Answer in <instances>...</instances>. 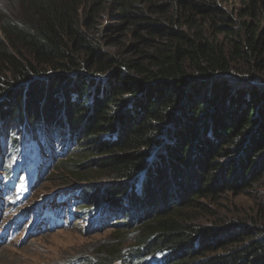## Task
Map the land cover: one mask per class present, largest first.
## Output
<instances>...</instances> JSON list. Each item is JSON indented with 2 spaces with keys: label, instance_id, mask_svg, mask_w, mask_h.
Segmentation results:
<instances>
[{
  "label": "trees",
  "instance_id": "trees-1",
  "mask_svg": "<svg viewBox=\"0 0 264 264\" xmlns=\"http://www.w3.org/2000/svg\"><path fill=\"white\" fill-rule=\"evenodd\" d=\"M261 73L264 0H23L0 17V169L47 155L84 184L72 217L120 229L67 264H264V205L197 215L264 186Z\"/></svg>",
  "mask_w": 264,
  "mask_h": 264
},
{
  "label": "rangeland",
  "instance_id": "rangeland-1",
  "mask_svg": "<svg viewBox=\"0 0 264 264\" xmlns=\"http://www.w3.org/2000/svg\"><path fill=\"white\" fill-rule=\"evenodd\" d=\"M22 1L0 0V17L5 14L18 21L22 13ZM109 22H113L109 17L100 21L103 25ZM102 35L114 37L117 34H99ZM104 38L106 37H103L105 50H119L109 46L108 39ZM122 51L125 52L124 49ZM260 75L264 77V73ZM16 161L14 157H9L0 169V239L6 234L9 226L7 231L11 233L8 247L6 245L0 250V264H67L72 260L86 261L99 258L103 249L116 243L115 237L120 229L109 225L90 232L93 223L70 218L69 212L72 208L69 209L66 205L71 198H79L77 191L84 184L75 182L70 187L61 186L58 175L63 165L47 161V155L36 154L33 161L22 167L17 165L13 173V189L8 190L6 185L9 179L3 175V169L13 168ZM93 171L98 169L94 168ZM96 181L92 180L88 185L103 187L106 179L102 184ZM60 194L68 198L66 203L61 205L57 201ZM205 203L207 207L197 215L206 227L211 226L218 216L240 221L250 219L251 216H256L259 208L264 205V186L252 188L241 195L227 193L215 202ZM7 211L13 212L14 215L3 217V212ZM48 211L52 212V217L47 216ZM188 212L196 214L193 210ZM26 239L30 242L24 244ZM122 243L130 245V240Z\"/></svg>",
  "mask_w": 264,
  "mask_h": 264
},
{
  "label": "bare ground",
  "instance_id": "bare-ground-1",
  "mask_svg": "<svg viewBox=\"0 0 264 264\" xmlns=\"http://www.w3.org/2000/svg\"><path fill=\"white\" fill-rule=\"evenodd\" d=\"M12 215H14L13 212H10V211L3 212V217H9V216H12ZM8 229H10V227H8ZM10 234L11 233L9 231H7L5 236H4V238L0 241V250L3 249L6 245L8 247V243H9V239L8 238L10 237ZM27 242H30V240L26 239L24 244H26ZM3 259H5V258L3 257Z\"/></svg>",
  "mask_w": 264,
  "mask_h": 264
}]
</instances>
